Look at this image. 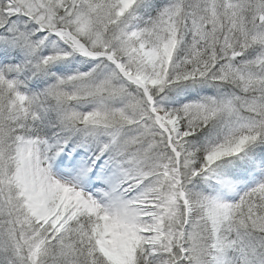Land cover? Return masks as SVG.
Here are the masks:
<instances>
[{
  "label": "snow or ice",
  "instance_id": "obj_1",
  "mask_svg": "<svg viewBox=\"0 0 264 264\" xmlns=\"http://www.w3.org/2000/svg\"><path fill=\"white\" fill-rule=\"evenodd\" d=\"M0 264H264V0H0Z\"/></svg>",
  "mask_w": 264,
  "mask_h": 264
}]
</instances>
